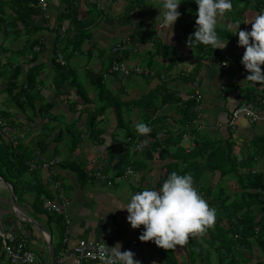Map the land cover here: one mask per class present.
I'll return each mask as SVG.
<instances>
[{
	"label": "crops",
	"instance_id": "0c3cea01",
	"mask_svg": "<svg viewBox=\"0 0 264 264\" xmlns=\"http://www.w3.org/2000/svg\"><path fill=\"white\" fill-rule=\"evenodd\" d=\"M48 1L49 25L48 22H42L43 15L37 16L36 18L42 27L33 36L39 35L40 38H44L46 45L50 46L55 33L53 28L49 26L56 27L61 14H69L66 12L67 9L74 10V13H76L75 19L87 23L85 31L89 33L90 38L83 43L81 51L71 55L78 56L82 53L85 56L84 59H75L78 63L74 67L70 65L71 60L68 59L66 61L68 67L74 68L77 74L80 71L86 72L87 70H91L98 75L102 74V82L106 88L119 94L121 98H126V100L127 98L137 100L140 96L159 88L161 94H158L153 101V104L158 105L155 112L158 121L156 126L160 128L157 134L158 137L163 138L167 132L176 133L180 130L181 119L179 113L181 106L188 99V94L195 86L201 90L203 95L201 100L202 118L205 123L203 130L219 133L226 137V127H229L227 125L229 115L240 98H243L245 91L249 89L255 92V96L259 94L263 99L259 113L264 116V85L257 84L253 86L250 82L244 80L249 73L241 64L245 49L238 46V34L233 35L232 32L222 30L218 26L217 32L221 41L226 44L224 49H213L211 46H205L206 50L202 52L198 45H193L192 49L188 47L184 27L189 20V13L193 9L195 0H182L178 8L181 16L177 19L173 28L162 26V16L156 19L159 15V9L153 5H157L159 0ZM232 3L233 10L226 14L221 24L226 25L229 22L239 21L241 22L240 29L250 31L251 24H245L244 22L250 21L264 9V3L258 5L255 1L246 0H232ZM61 26L64 27V31H60V34L66 33V28L70 37L75 33L76 24L71 16L64 19ZM124 38L128 39L127 47L118 51L117 56L122 54L121 61L127 65L130 64L129 67L133 65L142 66L152 71V75L132 72L133 74H130L132 77H128L127 83L124 82L126 78L123 76L125 75L110 71L113 60L111 48ZM163 50L165 52L171 50L172 58L175 59L173 64L168 61L167 57L162 55ZM50 57L51 53L48 50L40 58L42 62L47 63L44 66V68H47V72L42 71L40 73L41 77L47 78L53 73ZM105 60H107V63L104 66ZM221 62H227V66L222 65ZM261 68L263 69L264 65H261ZM84 78H86V75ZM105 79H108L109 82ZM78 80L80 81L79 78ZM127 87L130 90L129 93L126 90ZM51 88L53 89V81L50 82V88L44 90L40 84L42 96L46 101H54L50 114L54 115L55 118L49 119L44 115L32 112L30 116L22 112H20L22 114L17 112L13 115L12 120L15 119L14 116H17L13 128L23 131L25 134L24 129L40 130L35 137L43 136L49 132L45 123L48 122L55 127L52 133L46 135L47 138H52L51 144L44 152L35 147L30 156L31 158L27 162L28 166L29 161L35 155L42 158L56 156L64 161L65 159L60 155L54 154L56 149L53 150L50 147L56 144L53 140L54 134L58 129L62 130L58 113L67 114L69 121L75 119L78 124H83V121L87 118V115L84 114L85 110L95 104L94 102H84L83 95L82 97L77 96L75 88H69L65 94L58 96H55L54 89ZM88 91L90 92H84V95L87 94V97L92 99L95 91L92 87ZM162 94L165 96L164 98ZM162 99L164 100L162 101ZM80 112H84L81 117L79 116ZM139 115L140 110L136 106L129 113L132 124L138 121ZM98 119H100L99 126L104 129L101 135L103 141L97 143L93 139L88 138L87 141L85 137H83L84 140L79 137V140H76L77 147L73 144L69 157L63 163H80L85 172L84 175L77 177L71 169L64 167L61 162L50 166L47 170L40 167L32 170L28 168L15 184L13 179L8 181L0 175V189L6 191H0V227L4 230L13 231L17 236L26 239L27 248L35 254L34 264H51V253L57 260L64 247L73 246L79 239L99 240L110 247L119 241L122 244L121 251H133L135 259L141 261V264H165L160 247L152 241L141 242L139 240L138 237L143 231V226L139 229H133L127 222L128 213L126 209H118L129 202L131 195L136 193L139 185L150 188L157 184L162 175L160 166L164 161L157 159V152L150 145L148 148L151 149L153 158L147 159L145 158L147 150L143 148L138 152L139 150L137 151L135 147L139 142L136 143L135 139H133V142L120 139L119 142L123 141L125 144L127 142L133 143L130 155L143 161L145 169L143 171L134 170L128 177L118 181L113 180L117 166L123 164L120 163L121 155L119 157L115 156L120 149L116 152L109 149L110 143H113V128L116 126L113 108L108 107L104 113L98 116ZM256 123L262 125L259 132L264 131V121ZM256 123H250L245 117L240 116L235 123V128L230 127V130L234 132L233 137L238 142L242 139L244 143L253 135L259 133L254 130ZM133 128H135L134 125ZM241 135H244V137L242 138ZM138 137L135 136V138ZM26 141L30 143L28 145L34 143V139H27ZM55 141L57 144H62V139ZM181 143L184 147L187 145V141H181ZM61 148L65 150L64 146ZM105 167H108V170H105ZM96 170L106 171L105 173L110 176L112 184L108 185L96 178ZM50 178L59 180L64 188L68 198L67 218L63 214L43 207L44 198H54ZM212 180L213 178L210 183ZM4 181L9 183L15 201L12 200L10 190H8ZM232 183L234 184V181ZM195 239L200 240L199 247L205 248L202 256L203 263L196 260V264H217L216 243H213L211 235L204 234L202 237ZM49 241L51 245H49ZM186 247L178 246L171 251L177 264H190ZM161 249L166 253H170V250ZM234 250L240 264H242L239 258L241 255L248 257L249 264H255L257 257H262L256 247H253L250 252L244 247H235ZM58 264L73 263L71 259H67L64 263ZM83 264L97 263L84 262Z\"/></svg>",
	"mask_w": 264,
	"mask_h": 264
},
{
	"label": "trees",
	"instance_id": "16d2710c",
	"mask_svg": "<svg viewBox=\"0 0 264 264\" xmlns=\"http://www.w3.org/2000/svg\"><path fill=\"white\" fill-rule=\"evenodd\" d=\"M246 1H255L258 5L264 3V0ZM36 3V0H0V93H6L3 105L7 106L6 109L0 107V118H4L11 127H15L16 122L12 120L13 115L10 109H14L15 113H26L29 110L49 119L55 118L54 115L50 114L54 101H46L41 105L36 103L43 97L40 90L42 83L40 73L47 65L40 58L46 51L50 50V65L56 71L53 78L55 96L65 94L69 88H75L77 96L82 97L83 95L84 102L96 104L92 109L85 110V113H79L80 117L83 113L87 115L83 121L85 124V131L83 132L86 137L97 143L103 141L101 135L104 129L99 126L100 119L98 116L104 113L108 107H112L116 117V128L126 130L121 140L126 138L133 142L135 139L137 143L147 139L148 144L144 147L147 150L145 158H153L152 151L148 148L150 145L157 152V159L164 161L160 166L162 175L157 184L149 189H159L172 171H176L178 174L190 172L194 177L195 186L209 205L222 211L223 214L217 215L214 227L205 233L211 235L213 243H216L217 264H240L236 254H234L235 247H244L249 252L253 247L260 249L262 257L258 256L255 264H264V168L258 169L255 166L260 156L264 158V131L253 135L247 142L243 143L240 150L244 155L241 153L239 158L234 152L237 141L233 137L234 132L230 130V126L226 127V137L214 132L213 138L205 136L201 133L205 125L197 129L192 123L195 119L194 101L187 99L183 102L179 113L180 130L176 133L167 132L163 138L158 137L160 128L156 126L158 121L155 115L158 105L153 104V101L158 94H161L159 88L140 96L137 100H122L119 94L106 88L102 82V74L98 75L91 70L85 72L86 83L88 84L84 85L78 80L74 68L68 67L67 63L61 65L56 61V54L58 51H62L65 60L68 61L75 51L76 53L81 51L83 43L90 38L89 33L85 31L87 23L76 20L74 10L67 9L66 12L69 14L63 13L58 18L57 26L53 27L54 38L50 46H47L44 38H40L39 35L33 36L42 27L36 18L42 15ZM197 7L194 2L193 9L189 13V20L184 27L186 40L195 31ZM70 16L76 24L75 33L71 37L67 33V28L65 29L66 33H59L62 21ZM43 21L45 22L44 18ZM20 25L21 27H19ZM20 37H22V41H19ZM8 39L9 43L6 44ZM14 43L16 44L14 45ZM197 45L200 51L206 50L204 45ZM162 55L167 57L171 64L175 62L171 50L167 52L163 50ZM121 57L122 54H119L117 60L121 61ZM90 87L95 91L92 99L88 98L87 94L84 95V92H87L85 89ZM255 95V92L249 89L245 91L243 99L252 102L255 100ZM162 97L165 96L162 94ZM136 106L140 110L139 118L152 129L149 137L138 135L131 125L129 113ZM45 126L49 129V133L54 131L55 127L49 123H45ZM184 134L189 136L185 147L181 143L184 141L182 138ZM135 136L139 137L135 138ZM61 139H63V130L58 129L53 140L59 141ZM26 140L24 135L14 148L0 132V175L8 181L11 179L14 182L19 181L21 175L27 171V162L35 147L44 152L49 145V141L47 142L45 137L35 139L31 145H28L30 143H27ZM112 140L113 143L117 142L121 146L125 144L123 141L119 142L120 139L117 138V134H112ZM76 142L74 136H71V143L75 145ZM132 142H127V145H124L120 156V163L123 164L117 166L114 176L124 178L123 175L127 166H130L133 171L145 169L144 162L132 158L129 153L131 145H133ZM56 153L57 151L54 150V154ZM64 162L66 159L61 161V164ZM63 166L71 169L77 177L85 173L80 163L67 162ZM1 167L4 173L1 172ZM105 168L108 170V167ZM215 175H218L217 179H214ZM228 177H230L229 180L234 181L235 187H230L232 192L228 191L227 183L229 180L226 179ZM138 189L142 191L145 188L139 185ZM197 242L196 239H190L186 245L190 264H196V260L203 263L202 256L205 248L199 247ZM194 248L197 250L194 251ZM160 250L165 264H177L173 253H171L173 250H170V253H166L161 248ZM4 257L5 254L0 245V261ZM239 258L242 264H249L246 255H241ZM2 264H8L6 258Z\"/></svg>",
	"mask_w": 264,
	"mask_h": 264
},
{
	"label": "clouds",
	"instance_id": "9594fccd",
	"mask_svg": "<svg viewBox=\"0 0 264 264\" xmlns=\"http://www.w3.org/2000/svg\"><path fill=\"white\" fill-rule=\"evenodd\" d=\"M182 0H159L157 5L162 16V26L171 27L181 16L178 10ZM197 7L195 16V31L187 38V45L211 46L213 49H224L226 44L221 41L217 27L238 34V46L245 50L241 64L249 73L245 81L251 85H264V9L250 21L251 30L240 29L239 21L226 25L221 21L227 13L233 10L232 0H195ZM235 31L233 32V29ZM227 66V62H225ZM138 135L149 137L151 127L137 121L134 125ZM148 140L141 141L137 150H142ZM127 211V222L133 229L143 226L139 235L141 242L152 241L156 246L165 250H174L178 246H186L190 239L202 237L208 229L214 227L217 219V209L211 207L195 186L193 175L188 172L178 174L172 171L159 189L145 188L132 194L129 202L118 208ZM122 244L117 241L114 246L99 245L95 254L89 253L91 259L99 260L100 264H141L134 259L131 250L121 251Z\"/></svg>",
	"mask_w": 264,
	"mask_h": 264
},
{
	"label": "built area",
	"instance_id": "2783aa9c",
	"mask_svg": "<svg viewBox=\"0 0 264 264\" xmlns=\"http://www.w3.org/2000/svg\"><path fill=\"white\" fill-rule=\"evenodd\" d=\"M36 1V5L42 13L43 18L45 19V23L48 22L49 13L47 12V10L49 8V4L46 0ZM49 27L53 28L54 26ZM60 31H64L63 26L60 28ZM127 44L128 39L124 38L120 42L112 46L111 51L114 58L110 66V71L119 72L123 75H129L132 72L135 74L152 75V71L148 70L147 68H144L139 65H133L129 67L125 62L117 60L118 51L124 50L127 47ZM56 61L61 65L66 64V60L62 52H57ZM221 64L225 65V62H221ZM187 98L192 99L194 101L195 119L192 121V123L197 129H200L205 125L202 118V92L199 88L195 86L193 90L188 94ZM262 100L263 99L259 96V94L255 97V100L252 102L240 98L238 104L232 109L229 115V119L227 121L228 126H230L232 129L235 128V123L240 116L245 117L250 123L253 124L258 121H264V116H261L259 113V108L260 104L262 103ZM0 132L2 133L4 139L9 141L10 144L14 147L18 144L21 139H23L25 135L23 131H18L11 127L4 118H0ZM182 138L184 141H186L189 139V136L187 134H184ZM138 144H140V141ZM138 144H136V146ZM60 162L61 159L56 156L49 158L35 156L32 158V160L29 161L28 168L29 170H32L34 168L40 167L42 169L47 170L50 166L58 164ZM132 173L133 170L130 168V166H127L124 171L123 177H128ZM95 177L102 182H106V184L108 185L112 184L110 176L102 170H96ZM113 179L118 181L123 178L121 176H114ZM49 180L51 181L52 189L54 191V198H44L43 207L47 210L63 214L67 218L68 215L66 213V206L68 204V198L65 194L64 188L62 187L59 180H56L54 178H50ZM102 244L106 243L99 240L79 239L77 243L73 246L64 247L61 250L59 257L56 261L57 263H64L67 259H71L73 264H83L84 262H94L100 264L99 260L91 259L89 253L95 254L98 246ZM0 245L2 251L6 256L8 264H34L35 254L33 253V251L27 248L26 239L21 236H17L15 232L10 230H4L0 227Z\"/></svg>",
	"mask_w": 264,
	"mask_h": 264
},
{
	"label": "rangeland",
	"instance_id": "374dc122",
	"mask_svg": "<svg viewBox=\"0 0 264 264\" xmlns=\"http://www.w3.org/2000/svg\"><path fill=\"white\" fill-rule=\"evenodd\" d=\"M47 1V3L49 4V1L48 0H46ZM22 39H20L19 41H21ZM7 43H9V39L6 41V44ZM70 49V48H69ZM69 49H67V51H69ZM73 55V54H72ZM84 55L81 53V54H79L78 56H70L69 57V60H71V63H70V65L71 66H75L78 62H76L75 61V59L76 60H83L84 59ZM106 63H107V60H105V64H104V66L106 65ZM128 65H130V64H128ZM42 71H44V72H47V68L45 67V68H43L42 69ZM52 71H53V73H52V75L51 76H48L47 78H45V77H41L42 78V83H41V85L43 86V90L45 89V88H50V82L51 81H53V78H54V75H55V70H53L52 69ZM43 72V73H44ZM131 74H133V73H131ZM77 76H78V78L80 79V81H82L83 82V84L84 85H87L88 83H86V81L84 82V80L86 79V78H84L85 77V71H80L78 74H77ZM123 77H125L126 79H124V82H127L128 83V77H132L130 74L129 75H125V76H123ZM108 81V79H105V81ZM109 82V81H108ZM52 89V88H51ZM50 89V90H51ZM90 88H88V89H85V90H87V92H90V91H88ZM53 90V89H52ZM126 90H128V93H129V87H127V89ZM93 92V91H92ZM42 93V92H41ZM94 93V92H93ZM94 95V94H93ZM125 97V96H124ZM127 97V96H126ZM5 98H6V93L4 92V93H0V107H2V108H7V106H5V105H3V103L5 102ZM122 100H126V98H122ZM129 99L127 98V101H128ZM44 102H46V99L44 98V97H42L40 100H38L36 103L38 104L39 103V105H41L42 103H44ZM96 104H93L92 106H91V108H93L94 106H95ZM14 111V109L13 110H11L10 109V112L12 113V115H15V114H17V112L15 113V112H13ZM20 113V112H19ZM26 113L30 116V114H31V111H29V110H27L26 111ZM20 114H22V113H20ZM14 118L15 119H17V116L15 117L14 116ZM48 118V117H47ZM13 119V118H12ZM14 119V120H15ZM132 119V118H131ZM58 120L62 123V130H63V139H62V141H61V143L62 144H57V142L56 141H54V143H56L55 144V146L54 145H52V146H50L51 147V149H56L57 150V154L58 155H60L62 158H64V159H66L67 157H69V155H70V150L72 149V147H73V143H71V136H74V139H76V140H79V137H80V139H82V140H84V138L83 137H85L86 138V140L88 141L89 139H88V137H86V134L83 132V131H85V124H78L77 123V121L74 119V120H72V121H69V119H68V117H67V114H63V113H58ZM138 121H142V119L141 118H139L138 119ZM71 122H73L72 123V125H71ZM48 123V122H47ZM136 123V122H135ZM135 123L134 124H132L131 123V125H135ZM99 125H100V123H99ZM44 126V125H43ZM262 125L261 124H259V123H256V126H255V132H259V129H261L260 127H261ZM39 129V128H38ZM44 129V128H43ZM43 129H41L42 131H43ZM114 129V131H113V134H117V138H119V139H122L123 137H124V134H125V131L126 130H123V129H117L116 128V126L113 128ZM36 130V129H35ZM34 129H24V131L26 132V134H25V137L27 138V139H37V138H39V137H45V139H46V141L48 142L49 141V145L51 144V139L52 138H47L46 137V135L47 134H49V132H47L46 134H44L43 136H38V137H35L36 136V133H38L40 130H38V131H35ZM45 132V131H44ZM43 132V133H44ZM79 132H81L80 134H79ZM201 133H203L205 136H207V137H209V138H213V133L211 132V131H206V130H202V132ZM242 136V138L244 137V135H241ZM54 137V136H53ZM126 139V138H125ZM125 139H123V141H125ZM241 141L240 142H238L237 140V143H236V145L234 146V152L238 155V157L240 158L241 157V146L243 145V142H242V139H240ZM76 145V144H75ZM125 146L127 145V144H124ZM124 145H119V144H117V142H115V143H110V145H109V149L110 150H112L113 152L115 151L116 152V150H119V153H117L116 152V154H115V156H117V157H119L121 154H122V151H123V149H124ZM62 146H64L65 147V150H64V148H61ZM76 147H77V145H76ZM15 148V147H14ZM134 151V150H133ZM129 153H131L130 151H129ZM133 154V153H132ZM242 155H244V153H242ZM246 156V155H245ZM244 156V157H245ZM133 157V156H132ZM134 158V157H133ZM134 159H136V158H134ZM81 162H82V160H80ZM255 166L258 168V169H263L264 168V158H262L261 156L258 158V160H257V162H256V164H255ZM256 168V169H257ZM1 172H3L4 173V170H3V168L1 167ZM218 178V175H215L214 176V179H217ZM227 180H229L230 179V177H228V178H226ZM13 181V180H12ZM122 181H124V180H122ZM14 182V181H13ZM219 183H221V182H219ZM14 184H15V182H14ZM224 185V184H223ZM227 185H228V191L229 192H232L233 190L232 189H230V187H232V188H234L235 186H234V184L232 183V181L230 180V181H228V183H227ZM137 189V188H136ZM142 189V188H141ZM141 189H137V191L136 192H138V191H140ZM0 191L1 192H6V191H3L2 189H0ZM219 214H223L222 213V211L221 210H217V215H219ZM223 224V223H222ZM224 225V224H223ZM197 241H199V242H197L198 244H201V242H200V240L199 239H197ZM195 250H197L196 248H194V251ZM259 252H260V255L262 254V252L260 251V249H259ZM5 258H6V256H5ZM5 258H3L1 261H0V264H2V263H4V260H5ZM197 263V262H196Z\"/></svg>",
	"mask_w": 264,
	"mask_h": 264
},
{
	"label": "water",
	"instance_id": "95a60500",
	"mask_svg": "<svg viewBox=\"0 0 264 264\" xmlns=\"http://www.w3.org/2000/svg\"><path fill=\"white\" fill-rule=\"evenodd\" d=\"M4 182H5L6 186L8 187V190H10V194H11L12 200L15 201V197H14L13 193H11V189H10L9 183L7 181H4ZM49 245H51L50 241H49ZM51 264H58L57 261H56V258L54 257V255L52 253H51Z\"/></svg>",
	"mask_w": 264,
	"mask_h": 264
}]
</instances>
